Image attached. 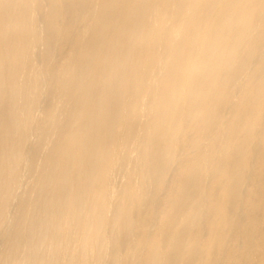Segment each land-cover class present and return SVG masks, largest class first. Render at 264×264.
Wrapping results in <instances>:
<instances>
[{"label": "bare ground", "instance_id": "obj_1", "mask_svg": "<svg viewBox=\"0 0 264 264\" xmlns=\"http://www.w3.org/2000/svg\"><path fill=\"white\" fill-rule=\"evenodd\" d=\"M260 219L264 0H0V264H232Z\"/></svg>", "mask_w": 264, "mask_h": 264}, {"label": "rangeland", "instance_id": "obj_2", "mask_svg": "<svg viewBox=\"0 0 264 264\" xmlns=\"http://www.w3.org/2000/svg\"><path fill=\"white\" fill-rule=\"evenodd\" d=\"M247 210L249 213L256 212V208L253 205L252 199L250 200L249 198H247ZM224 223L226 225L228 233L226 234V240H223L222 243L226 244L227 239H231V241L228 242H232L234 240H241V238L243 240H246L247 234H249L248 238L251 236L253 242L257 243L255 249L249 254V256H243L240 259L237 257L238 254L233 255L232 259L234 261L232 264H264V220L260 219V222L255 225L254 229L248 226H245L243 229H239L236 228V226L230 221H224ZM226 258V255L223 256L224 260ZM128 263H130V261ZM205 264H209L208 261Z\"/></svg>", "mask_w": 264, "mask_h": 264}]
</instances>
